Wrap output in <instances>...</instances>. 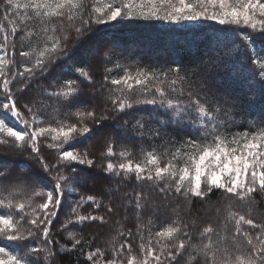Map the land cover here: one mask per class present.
Listing matches in <instances>:
<instances>
[{"label":"snow or ice","instance_id":"6c2138e0","mask_svg":"<svg viewBox=\"0 0 264 264\" xmlns=\"http://www.w3.org/2000/svg\"><path fill=\"white\" fill-rule=\"evenodd\" d=\"M0 13L6 19L14 18L16 26L11 29V37L22 32L21 46L28 48L19 52L25 60L22 69L12 71L15 61L8 58V49H13L14 56V39L10 43L9 35L4 34L0 43V112L19 125L10 126L0 116V145L21 155L28 153L27 158L39 164L47 177V182L41 183L30 165L16 170L0 159V243L8 241L13 245L11 250L8 245L0 246V264H58V255L84 243L83 236L78 238V233L68 231L69 225L107 223L104 215L81 214L79 210L91 205L95 210L103 207L106 213L113 214L111 202L106 205L96 196L80 195L71 206L69 218L60 225L71 248L66 244L55 247L59 242L52 238V227L67 195H79L77 185L95 182L98 175L88 174L97 162L93 150L79 147L93 136L103 143L99 168L104 177L123 183L134 176L141 190L121 197L127 200V207L136 210V232L125 233L123 226L117 227L106 248L95 247L86 252L87 264H264V221L257 223L250 218L259 203L257 196L264 200V119L248 121L245 131L234 133L231 138L221 131L227 126L231 109L241 104L239 97L210 96L206 87L207 77L224 63L225 57L217 55L201 64L178 65L166 71L138 68L132 73L125 68L119 78L105 74L100 88H93L90 94L82 90L81 84L96 85L91 65H66L77 79L41 84L40 98L24 103L18 99L37 80L46 79L57 62L71 59L69 44L79 43L93 25L99 29L101 25L133 19L176 23L211 20L234 26V43L238 40L240 44L232 51L243 53V65H252L247 74L236 70V76L248 85L249 91H254L253 84L259 85L258 95L250 97L248 103L259 104L260 116L264 118V49L255 47L256 35L264 36V0H0ZM34 21H39L38 26L25 31ZM108 56V52H93L94 58ZM111 71L105 69L106 73ZM14 83L20 87L13 90ZM133 95L152 98L132 99ZM85 96L89 97L87 102ZM141 103L163 111L167 119L157 117L162 126L179 124L191 131L174 151L166 148L158 154L155 147L147 152L141 148L143 159L134 162L129 158L130 150L121 147L117 151L118 142L110 129L125 135L129 121L123 117ZM60 115L63 120L57 118ZM221 116L226 119H219ZM143 121L141 116L133 127L142 129ZM154 136L159 137L160 132H154ZM42 141L55 152L54 162L42 154ZM166 143L175 145V141ZM145 185L163 201L182 198L189 214L193 201H209L219 191L216 214L222 215L224 234L208 224L197 234L198 242H194L189 224L179 217L180 205L167 212L166 203L153 206L152 211L160 212L162 207L166 216L177 218L153 233L151 219L147 224L141 222V212L150 203ZM241 204L247 205L245 214L237 210ZM134 242H138L139 256L132 254Z\"/></svg>","mask_w":264,"mask_h":264},{"label":"trees","instance_id":"16d2710c","mask_svg":"<svg viewBox=\"0 0 264 264\" xmlns=\"http://www.w3.org/2000/svg\"><path fill=\"white\" fill-rule=\"evenodd\" d=\"M13 17L7 19L0 13V43L3 42L4 34H8L10 37V43L14 39L15 43V55L13 56V49L9 47L8 58L15 61L12 71L16 69H22L25 63L23 57L19 55L20 51H27L28 48L22 47L23 41L21 40L22 32H17L15 37H11V29L16 26L12 21ZM39 21H34L25 27V31L34 25L38 26ZM234 26L220 25L216 21L201 20V21H182L180 23L167 21V20H144L133 19L124 20L119 24L109 26L93 25L90 33H85L79 43L72 42L69 44V55L71 59L64 60L63 62H57L52 68L50 75L46 79L37 80L31 89H29L24 95L19 96L20 103L26 102L30 98H40L38 92V86L41 84H48L52 81L63 82L67 79H77V76L69 73L66 70V65H73L76 67H84L91 65V72L93 78L97 81L96 85H89L86 83L81 84V88L85 93H91L93 88L99 89L100 84L103 81L105 74L110 78L122 76L124 69H128L130 72L135 73L138 68L151 70H167L168 68H175L176 66H192L201 64L209 58H215L217 55L225 57L224 63L218 68L211 71V74L207 77L206 87L209 90V95H215L216 97H239L241 98V104L239 107L231 109L227 126L221 131L227 133L231 138L234 133H242L247 127V122L254 119H264L260 116V106H250L248 99L253 95H258L259 85L253 84L254 91L248 90V85L243 83L236 76V70H240L243 74L248 73V69L252 67L250 63L247 65L242 64L244 58L243 53L239 55L232 51L236 48L240 42L238 40L234 43V32L232 31ZM257 49H264V36L256 35ZM75 45V46H73ZM98 51L101 55L104 52H108L109 56L104 59L99 57L94 58L93 52ZM231 52V55H226ZM109 60L111 62H109ZM114 65H120L119 68ZM112 69L110 73H106L105 69ZM183 75V72L181 73ZM171 74L169 79H171ZM251 80V76H248ZM198 86V85H197ZM19 83L12 85L13 90L19 88ZM151 96H132V99H151ZM86 102L89 99L88 96L83 98ZM52 103H55L54 101ZM48 113H52V108H49ZM0 116L6 118V120L12 124H16V121L12 120L6 113L0 112ZM144 117V127L142 129L134 128L135 120ZM157 117L161 120H166L162 110H156L155 106L150 104H138L135 105L134 110L123 119L128 120L129 123L125 130V135H120L114 129H110L117 139V151L121 147H125L130 150L132 156L129 157L134 162H141L143 159V152L152 151L155 147L158 154H163L167 148L169 152L174 151L175 147H179L180 144L188 138V134L191 131L189 128L179 124L168 123L166 126H162L157 122ZM58 119L63 120L64 116L60 115ZM47 120L48 118L45 117ZM219 119H226L224 116ZM234 121V122H233ZM74 122V121H73ZM121 121H117L119 123ZM112 121H109L111 124ZM55 126V125H53ZM159 131L160 136L155 137L154 132ZM143 133V138H140V134ZM210 139V138H209ZM169 141H175V145L166 143ZM80 148H91L94 154L97 156L96 166L92 169L90 176L93 173L98 175L95 178V182L89 181L85 186H79V195L72 194L67 195L64 203L62 204L59 214L56 217L52 227V238L58 241L55 247L58 249L61 245H67L71 248V241L66 238V233L60 229V225L69 218L71 206L74 201L79 200L80 195L88 196L93 195L98 199L103 200L104 204H109L114 209L113 214L106 213L105 208L95 210L91 205H85L79 211L81 214H93L104 215L107 223L101 225L99 221L93 223H86L83 226L69 225L68 231L78 233L79 236L84 237V243L73 251H69L63 255H58V264H87L86 252L93 250L95 247L106 248L107 243L111 236H115V229L123 226L125 233L128 230L136 232L137 226V213L134 207H127V200L122 199L124 193H132L133 190L140 191L141 188L137 184L135 177L133 176L130 181H116L114 178H105L103 173L100 172L99 165L101 163L99 156L104 151L103 143L97 136H93L85 140ZM42 154L46 158L52 159L54 162L55 152L47 148L44 141L41 142ZM28 153L23 155L15 152L12 148L0 145V159L5 162H9L13 168L19 170L21 167L30 165L31 168L37 174V177L41 183L47 182V177L42 174L39 164L29 160ZM116 162V161H114ZM81 168L86 166L81 165ZM117 184H119V190H116ZM144 190L148 193L150 198L149 207L141 212L144 224H147L149 219L152 220V232L159 231L161 227L166 226L171 220L176 219V215H172L170 218L164 214V209L161 207L160 212L154 213L152 211L153 206H160L167 204V212H171L177 204L180 205L179 217L189 224L188 231L192 234L194 242H198L197 234L203 227L211 224L222 235L224 232L221 230L222 215L216 214V202L218 201L221 193L215 192L209 201L199 202L193 201L192 211L186 210V202L182 198L169 197L167 201H163L162 197L155 192H149L147 185L144 186ZM259 202L254 209L250 218H253L257 223L264 221V200H261L257 196ZM237 210L241 214L247 212V205H238ZM193 220L195 226H192ZM119 222V223H117ZM231 227V225H229ZM147 235V233H145ZM215 239V237H213ZM120 242H123L122 240ZM8 245L9 250L12 248V242L3 241L0 246ZM34 246V245H29ZM83 251V254H82ZM133 255L139 254L138 242L133 243ZM42 255V254H41ZM107 255V253H106ZM183 264V262H182Z\"/></svg>","mask_w":264,"mask_h":264},{"label":"rangeland","instance_id":"374dc122","mask_svg":"<svg viewBox=\"0 0 264 264\" xmlns=\"http://www.w3.org/2000/svg\"><path fill=\"white\" fill-rule=\"evenodd\" d=\"M12 120H14V118L12 119ZM15 121V120H14ZM18 127V126H17ZM19 128V127H18Z\"/></svg>","mask_w":264,"mask_h":264}]
</instances>
